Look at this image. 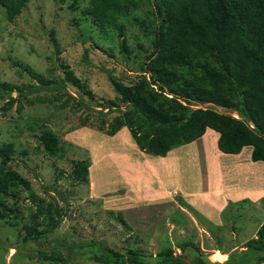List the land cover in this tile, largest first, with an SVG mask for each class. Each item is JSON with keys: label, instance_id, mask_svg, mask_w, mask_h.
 I'll list each match as a JSON object with an SVG mask.
<instances>
[{"label": "rangeland", "instance_id": "1", "mask_svg": "<svg viewBox=\"0 0 264 264\" xmlns=\"http://www.w3.org/2000/svg\"><path fill=\"white\" fill-rule=\"evenodd\" d=\"M137 1L138 9L120 20L125 52L117 31H100L83 17L88 0H29L12 22L0 7V83L17 89L0 90V144L14 145L8 165L29 183L13 189L14 197L0 196L8 210L0 233L13 228V235L0 239V264H97L69 255L70 249L95 244L148 257L170 246L179 254L177 245L188 240L215 262L221 259L211 256L215 249L251 239L263 223L264 198L258 204L227 200L220 209L224 201L213 186L219 170L228 193L251 192L260 184L264 190V163L251 161L250 147L238 157L223 154L216 147L218 134L207 129L161 158L141 152L125 127L106 134L111 120L128 108L111 81L136 83L152 51L151 33L145 35L143 27L155 15L149 0ZM12 61L41 74L45 84ZM63 66L93 97L66 81ZM44 131L58 139L55 156L43 148ZM78 161L89 163L86 183L73 175ZM204 189L213 196H200ZM38 208L50 214L43 211L35 220ZM31 229L42 235L32 240ZM40 251H54L55 260L41 259Z\"/></svg>", "mask_w": 264, "mask_h": 264}, {"label": "trees", "instance_id": "2", "mask_svg": "<svg viewBox=\"0 0 264 264\" xmlns=\"http://www.w3.org/2000/svg\"><path fill=\"white\" fill-rule=\"evenodd\" d=\"M28 2L0 0V7L12 22ZM148 4L155 19L148 20L143 30L145 35L151 33L152 51L136 83L125 86L111 81L128 108L111 120L106 134L114 136L125 127L141 152L164 158L173 148L200 139L209 129L218 134L219 152L238 155L250 147L251 161L264 163V0H149ZM137 9V0H88L82 15L100 31H117L125 52L120 20ZM11 66L45 84L44 77L29 66L18 61H12ZM63 70L66 81L93 97L68 67L63 66ZM0 90L17 91L5 82L0 83ZM40 140L48 155L58 153V139L51 131H44ZM14 152L12 143L0 144V196L14 197L13 189L29 188V183L8 165ZM88 168V162H76L74 177L86 183ZM7 211L0 201V218ZM43 211L50 214L38 208L33 218L38 219ZM29 235L37 240L42 233L31 229ZM243 248L223 264L264 263V221ZM176 249L179 254L168 246L148 257L134 249L120 253L95 244L70 249L69 255L97 264H218L210 262L192 240L179 243ZM54 253L50 256L40 251L39 257L55 260Z\"/></svg>", "mask_w": 264, "mask_h": 264}, {"label": "crops", "instance_id": "3", "mask_svg": "<svg viewBox=\"0 0 264 264\" xmlns=\"http://www.w3.org/2000/svg\"><path fill=\"white\" fill-rule=\"evenodd\" d=\"M209 130V129H208ZM217 147V146H216ZM242 152V151H241ZM221 154V153H220ZM241 154V153H240ZM239 156V154L237 155V157ZM167 157V156H166ZM162 160V159H161ZM149 168H152L151 165L148 166ZM212 174V172H211ZM216 174V179H215V185H213V183H211L210 185L215 186L216 189H218L217 193H215V195L217 197H219L220 199L223 198L222 202V206L220 207V209L226 205L227 200H229L228 202L231 201H237V200H241V202L243 201H249L251 200L252 202H254L255 204H258L259 199L264 198V195H262L264 193L262 184H260V187H253V191L251 192H243L242 194L238 193V194H232V193H228L227 190V186L224 180H222V178L219 176V170H217L215 172ZM213 175V174H212ZM235 186V185H233ZM207 188V187H206ZM203 193L199 194L200 196H202L203 198H206L207 195L210 192H206V190H202ZM198 195V196H199ZM210 196H213L211 194H209ZM236 197V198H235ZM254 198V199H251ZM214 207V206H213ZM219 209V210H220ZM257 232V231H256ZM255 232V234H256ZM255 234L252 236L251 239L255 238ZM250 240V239H249ZM248 241V240H247ZM246 241H241L238 244H234L232 247H230V249H221L217 248L213 251V254L211 255L212 257L215 256V253H218L221 256V259H214V261L218 264H223L227 261V259L229 258L230 255H233L234 252L240 253L242 251H244L245 249L242 247L240 249H237L239 247V245H243ZM238 250V251H237ZM241 250V251H240ZM13 251V250H11Z\"/></svg>", "mask_w": 264, "mask_h": 264}, {"label": "water", "instance_id": "4", "mask_svg": "<svg viewBox=\"0 0 264 264\" xmlns=\"http://www.w3.org/2000/svg\"><path fill=\"white\" fill-rule=\"evenodd\" d=\"M11 234L13 235V228L8 226L6 227V229L2 230V232L0 233V239L4 240L6 239V237Z\"/></svg>", "mask_w": 264, "mask_h": 264}]
</instances>
